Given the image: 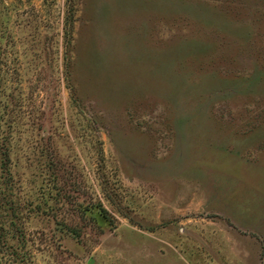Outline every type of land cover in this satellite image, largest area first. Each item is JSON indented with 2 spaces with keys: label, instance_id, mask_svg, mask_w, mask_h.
I'll return each mask as SVG.
<instances>
[{
  "label": "rangeland",
  "instance_id": "rangeland-1",
  "mask_svg": "<svg viewBox=\"0 0 264 264\" xmlns=\"http://www.w3.org/2000/svg\"><path fill=\"white\" fill-rule=\"evenodd\" d=\"M0 135V264H264V0H0Z\"/></svg>",
  "mask_w": 264,
  "mask_h": 264
},
{
  "label": "trees",
  "instance_id": "trees-1",
  "mask_svg": "<svg viewBox=\"0 0 264 264\" xmlns=\"http://www.w3.org/2000/svg\"><path fill=\"white\" fill-rule=\"evenodd\" d=\"M0 137H1V135H0ZM0 143H1V139H0ZM3 145V144H2ZM3 165V164H2ZM2 168H3V166H2ZM0 170H1V168H0ZM3 172L4 171H2L1 173H0V180L3 178L2 177V174H3ZM7 201V195L3 192V190L2 189H0V207L1 206H5V204L7 203V204H9L8 203V201Z\"/></svg>",
  "mask_w": 264,
  "mask_h": 264
}]
</instances>
